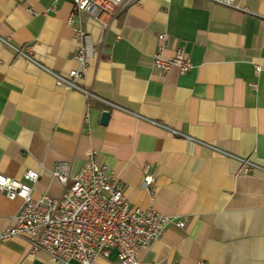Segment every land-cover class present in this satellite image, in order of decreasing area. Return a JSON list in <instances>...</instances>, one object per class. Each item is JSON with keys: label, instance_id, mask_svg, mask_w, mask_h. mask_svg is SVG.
I'll use <instances>...</instances> for the list:
<instances>
[{"label": "crops", "instance_id": "crops-1", "mask_svg": "<svg viewBox=\"0 0 264 264\" xmlns=\"http://www.w3.org/2000/svg\"><path fill=\"white\" fill-rule=\"evenodd\" d=\"M235 4L140 0L106 30L82 14L92 52L81 83L116 106L94 102L85 122V96L52 75L78 66L70 0H0V174L35 171L33 197H58L53 166L69 162L72 177L94 151L131 207L150 205L148 174L154 208L184 222L139 252L145 264H264V0ZM159 34L164 57L188 55V73L154 68ZM28 47L32 60L14 49ZM21 207L0 191V231ZM30 252L22 238L1 242L0 264H54Z\"/></svg>", "mask_w": 264, "mask_h": 264}, {"label": "built area", "instance_id": "built-area-1", "mask_svg": "<svg viewBox=\"0 0 264 264\" xmlns=\"http://www.w3.org/2000/svg\"><path fill=\"white\" fill-rule=\"evenodd\" d=\"M60 0H55L58 2ZM140 0H70L72 10L67 25L75 41L74 60L77 68L66 76L52 74L55 83L67 91H76L86 98L84 121L94 102L110 108L113 104L96 96L81 83L88 70L91 57L90 36L83 28L81 15L95 18L106 30L114 18L125 8ZM169 1V0H165ZM228 8H238L235 0H204ZM31 13L32 10H29ZM158 48L153 54V66L159 72L177 69L180 75L192 69L190 58L182 48H177L171 57H164L166 34L158 35ZM21 56L32 60L30 47L14 48ZM259 70H256L258 73ZM254 89L255 83L250 84ZM247 164L248 172L254 165ZM71 164L58 162L51 175L64 187L58 197L43 194L38 199L32 195V184L38 173L28 171L19 181L0 174V191L8 200H21L22 207L9 224L0 231V243L12 238H22L31 248L30 254L46 253L54 264H94L99 258L109 259L116 253L111 264H145L139 252L149 248L166 232L168 225L175 223L184 227L183 221H175L159 213L153 206L157 188L152 176L145 174L143 188L148 193L150 205L144 209L131 207L124 196L123 186L117 176L99 164L96 152H89L82 166L71 177ZM69 182L71 184L69 185ZM175 221V222H174ZM202 264V263H201Z\"/></svg>", "mask_w": 264, "mask_h": 264}, {"label": "water", "instance_id": "water-1", "mask_svg": "<svg viewBox=\"0 0 264 264\" xmlns=\"http://www.w3.org/2000/svg\"><path fill=\"white\" fill-rule=\"evenodd\" d=\"M108 117H109V112L108 111H104L102 114H101V123L105 124L108 120Z\"/></svg>", "mask_w": 264, "mask_h": 264}]
</instances>
